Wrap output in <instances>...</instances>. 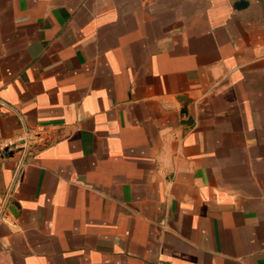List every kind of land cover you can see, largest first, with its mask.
Segmentation results:
<instances>
[{"label":"crops","instance_id":"1","mask_svg":"<svg viewBox=\"0 0 264 264\" xmlns=\"http://www.w3.org/2000/svg\"><path fill=\"white\" fill-rule=\"evenodd\" d=\"M0 0V264H264V0Z\"/></svg>","mask_w":264,"mask_h":264},{"label":"water","instance_id":"2","mask_svg":"<svg viewBox=\"0 0 264 264\" xmlns=\"http://www.w3.org/2000/svg\"><path fill=\"white\" fill-rule=\"evenodd\" d=\"M247 1L245 0H239L237 1L235 4H234V8L236 9H242V8H245L247 6Z\"/></svg>","mask_w":264,"mask_h":264},{"label":"built area","instance_id":"3","mask_svg":"<svg viewBox=\"0 0 264 264\" xmlns=\"http://www.w3.org/2000/svg\"><path fill=\"white\" fill-rule=\"evenodd\" d=\"M8 146H10V143H1L0 142V154L3 152V150H4V147H8Z\"/></svg>","mask_w":264,"mask_h":264}]
</instances>
